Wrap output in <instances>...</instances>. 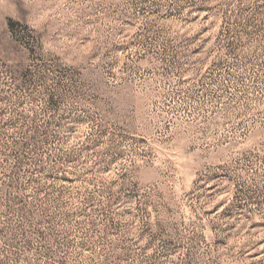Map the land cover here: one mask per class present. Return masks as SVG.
Returning <instances> with one entry per match:
<instances>
[{"label": "rangeland", "instance_id": "rangeland-1", "mask_svg": "<svg viewBox=\"0 0 264 264\" xmlns=\"http://www.w3.org/2000/svg\"><path fill=\"white\" fill-rule=\"evenodd\" d=\"M0 264H264V0H0Z\"/></svg>", "mask_w": 264, "mask_h": 264}]
</instances>
